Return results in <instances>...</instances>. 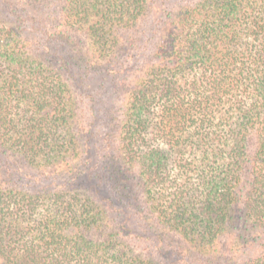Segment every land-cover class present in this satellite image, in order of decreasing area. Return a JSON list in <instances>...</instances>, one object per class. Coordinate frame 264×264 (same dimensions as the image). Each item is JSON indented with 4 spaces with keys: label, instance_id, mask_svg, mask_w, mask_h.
<instances>
[{
    "label": "trees",
    "instance_id": "16d2710c",
    "mask_svg": "<svg viewBox=\"0 0 264 264\" xmlns=\"http://www.w3.org/2000/svg\"><path fill=\"white\" fill-rule=\"evenodd\" d=\"M0 264H264V0H0Z\"/></svg>",
    "mask_w": 264,
    "mask_h": 264
},
{
    "label": "rangeland",
    "instance_id": "374dc122",
    "mask_svg": "<svg viewBox=\"0 0 264 264\" xmlns=\"http://www.w3.org/2000/svg\"><path fill=\"white\" fill-rule=\"evenodd\" d=\"M63 78L67 81V74H63ZM70 81V80H69ZM68 82V81H67ZM72 83V81H70ZM83 94L80 90L77 91V114H78V117H77V120L79 119V122L81 125L83 126H88V128L92 131V132H96L97 130H101L102 129V126H101V120H98V119H95L94 121H92L95 117L91 118L90 117V111H88V107L86 105V99L81 95ZM102 98H98V102L97 104L94 105V110H93V113H95L96 115H101V112H102V109H101V106L106 104L108 107H115L116 108V104H114V101H112V99L110 98H105V96L103 97V95H101ZM100 99H103V104L99 103L101 102ZM89 114V115H88ZM91 123V124H89ZM21 179V177H19ZM129 222H131L133 220V217L132 216H129ZM119 219H122L119 218ZM117 219V220H119ZM129 230H127L128 234H126V240H128L130 242V240H132L133 238H135V243L138 244V247L139 248H148V244L142 242L141 241H138V237L139 235H145V234H148L149 236H155V234L157 233L156 229H153V228H149L148 230L146 229H143L141 226L138 227L135 225V223H131L130 226H128ZM173 236H176V238H173L175 240V243L178 241H180V239L177 237V235H173ZM166 238H169V237H166ZM134 241V240H132ZM181 242V241H180ZM130 243H133V242H130ZM150 249V248H149Z\"/></svg>",
    "mask_w": 264,
    "mask_h": 264
}]
</instances>
